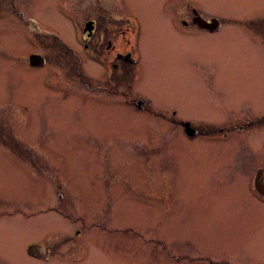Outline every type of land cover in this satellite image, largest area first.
I'll use <instances>...</instances> for the list:
<instances>
[{"label": "rangeland", "instance_id": "rangeland-1", "mask_svg": "<svg viewBox=\"0 0 264 264\" xmlns=\"http://www.w3.org/2000/svg\"><path fill=\"white\" fill-rule=\"evenodd\" d=\"M128 2L142 20L134 90L202 132H243L189 140L182 126L104 105L88 119L62 103V74L53 85L19 61L35 49L24 34L0 32V262L36 264L24 253L32 242L75 252L52 264H264V203L237 175L239 159L246 171L264 165V124L253 118L264 114V49L238 26L256 22L264 41V0H192L225 25L212 35L149 12L184 2ZM94 4L68 2L77 12ZM68 83L77 88V77ZM226 110L252 118L213 124Z\"/></svg>", "mask_w": 264, "mask_h": 264}, {"label": "flooded vegetation", "instance_id": "flooded-vegetation-1", "mask_svg": "<svg viewBox=\"0 0 264 264\" xmlns=\"http://www.w3.org/2000/svg\"><path fill=\"white\" fill-rule=\"evenodd\" d=\"M108 1L95 0L91 8H82L80 12H77L74 6L72 7L74 11L69 8V0H0V32L4 34L6 30L11 29L16 37L24 34L28 44H32L35 49L18 54L19 61L30 70L45 71L47 77L53 78V85L55 74H62L65 81L62 89V103L66 107L72 105V112L76 107L84 109L88 119L94 110L104 105L120 107L125 111H135L160 125L182 126L183 134L189 140L199 137H216L215 132H218L219 135L216 138L225 142L230 135L243 132L242 126L219 128L217 131L207 129L202 132L193 127L195 122L185 119L175 107L149 106L148 97L134 90L135 83L140 81L141 74L139 66L142 60L141 16L128 8V0H113L112 5L106 4ZM179 1L184 3L169 5L172 7L176 5L173 10L166 9V5L161 4L154 6L156 10L149 12L155 14L158 21L165 22V19L167 24L174 27L179 25L184 29L183 31L195 28L212 35L220 33L225 28L220 20L201 16L192 0ZM75 12L78 15H75ZM163 13L168 15L165 16ZM199 20L205 26H211L213 20H217V29L200 27ZM240 24L238 26L245 28L252 42L254 41L255 45L264 49L262 38H257L258 35L256 37L255 32L252 33L251 30L252 28L254 31L257 23H250L249 26ZM66 25L71 26L72 29L73 42L71 43L68 40ZM187 61L190 64L193 63V61ZM74 76L77 77L78 87L69 90L68 82ZM0 110L4 108L0 107ZM230 111L233 110L230 109ZM230 111L226 110L225 114L222 113L224 116L213 124H221L228 119L252 118ZM14 117L13 114L5 113L4 116L2 114L1 120L3 124H6V121L12 122ZM253 118H256L255 123L264 124V114ZM251 123L252 121H246L245 124ZM186 125L196 132L195 136H187ZM178 137L172 138L171 141L174 142ZM10 139L14 140L15 137L12 136ZM15 150L18 152L17 149ZM9 151L11 152L12 149ZM237 163L239 166L237 175L244 180L243 183H246V189L254 200L264 203V165H255L251 170L246 171L242 159H239ZM40 171L41 177H46L45 180L49 181L50 173L45 170ZM31 246L37 247L35 253L29 252ZM24 253L36 264H52V260L64 258L66 254L68 257L75 254L72 250H51L44 244L38 245L32 242L24 246ZM0 264L3 263L0 262Z\"/></svg>", "mask_w": 264, "mask_h": 264}, {"label": "water", "instance_id": "water-1", "mask_svg": "<svg viewBox=\"0 0 264 264\" xmlns=\"http://www.w3.org/2000/svg\"><path fill=\"white\" fill-rule=\"evenodd\" d=\"M201 22H202L201 20L198 21V24H199L200 27H206L208 29H217V26H218V21L217 20H213V25H211V26H205L204 24H201ZM185 133L189 137H192V136H195L196 135V132L194 130H192L189 125H186L185 126ZM36 250H37V247H34V246H31L29 248V252L30 253L31 252L32 253H35Z\"/></svg>", "mask_w": 264, "mask_h": 264}]
</instances>
